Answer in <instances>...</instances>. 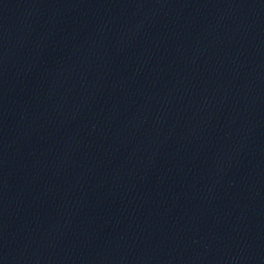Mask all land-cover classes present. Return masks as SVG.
<instances>
[{
	"label": "water",
	"instance_id": "1",
	"mask_svg": "<svg viewBox=\"0 0 264 264\" xmlns=\"http://www.w3.org/2000/svg\"><path fill=\"white\" fill-rule=\"evenodd\" d=\"M0 264H264V0H0Z\"/></svg>",
	"mask_w": 264,
	"mask_h": 264
}]
</instances>
